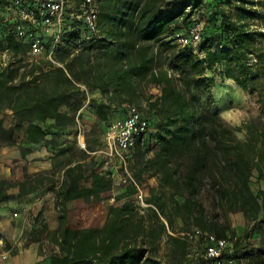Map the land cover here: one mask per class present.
Listing matches in <instances>:
<instances>
[{
    "label": "trees",
    "instance_id": "1",
    "mask_svg": "<svg viewBox=\"0 0 264 264\" xmlns=\"http://www.w3.org/2000/svg\"><path fill=\"white\" fill-rule=\"evenodd\" d=\"M211 1L199 42L203 55L190 46L178 48L175 36L179 30L187 33L192 10L184 11L188 6L199 11L202 0L175 8H168V0H99L100 36L89 47L75 52L79 33L69 30L54 62L40 58L0 67V112L8 109L16 120L10 130L0 121V134L9 144L22 131L29 144L56 155L68 152L75 142L69 135L79 133L86 100L102 119L112 107L137 105L156 130L148 133L153 142H137L128 156L137 184L146 176L157 180L148 188L143 211L127 198L137 191L129 183L114 196L122 201L109 205L96 222L102 201L112 196L113 175L102 169V155L90 146L80 150L81 158L63 163L59 177L55 170L24 169L21 180L0 179V203L45 186L54 189L57 224L53 229L43 225L38 237L40 248L47 247L48 264H162L157 257L162 240L165 264H196L188 255L194 245L187 235L192 228L233 239L231 255L245 264H264V189L254 192L250 184L255 172L264 179V32L253 26L263 21L264 11L253 0ZM6 2L0 0V6ZM221 2L234 4V12ZM26 49L0 24V56L6 52L13 58ZM216 67L242 90L257 93L260 117L232 126L218 110L203 106L210 89L204 75ZM150 85L159 89L153 98L147 92ZM95 90L104 101L95 104L89 98ZM20 151L26 157L31 148L22 145ZM88 177L89 185L82 184ZM71 201L78 202L77 226L69 225ZM236 212L249 225L240 236L228 221ZM250 234L259 237L257 248L243 244Z\"/></svg>",
    "mask_w": 264,
    "mask_h": 264
},
{
    "label": "rangeland",
    "instance_id": "2",
    "mask_svg": "<svg viewBox=\"0 0 264 264\" xmlns=\"http://www.w3.org/2000/svg\"><path fill=\"white\" fill-rule=\"evenodd\" d=\"M77 2L78 0H71ZM187 0H168L169 5L168 8H175L180 3ZM255 4L258 6L259 10L264 11V1L261 5H259L258 0H253ZM221 6L226 9L227 12H234L235 5H228L226 2H221ZM1 12V8H0ZM186 9L184 13H187ZM212 12V1L211 0H202L201 9L192 11V19H199L203 22V26H206L209 23L208 17ZM191 13V12H190ZM254 27L261 29L264 32V19L261 23L254 22ZM177 32L184 33L183 30H179ZM177 47L179 48V44L177 43ZM190 48L195 52L203 55V52L200 48V43H192L190 44ZM43 58V56L38 57L37 59ZM26 52L18 53L13 58L8 53L2 54L0 56V67L3 66V60L6 62L13 61L14 66H20L29 62H34ZM160 60H162V56H160ZM23 68L21 67L20 70ZM204 77L209 80V92L204 94L202 98L203 106L205 108H210L212 110H218L221 116L229 122L232 126L240 125L248 120L256 119L261 115V107L258 100L257 93H253L250 90H242L237 84L229 78H224L220 73V69L216 67L213 71H206ZM148 94L153 98L157 94H159V89L157 86L150 85L148 88ZM92 93V92H91ZM91 93H89V98L92 99L95 104L99 101H104L103 97H92ZM100 99V100H99ZM130 104H124L117 107H112V109L108 112L106 119L99 118L97 113L94 111L93 107L90 105L88 100H86L84 104V109L82 113V117L80 119V128L81 134H73V132L69 135V140L75 139V142L71 143V149L68 152L56 155L54 152L48 153H39L37 156L32 157V154H27L26 157L21 155L20 148L24 142V135L22 131H17L14 133V143L9 144L5 137L0 134V179H10V180H21L23 178V170L26 169L30 173L40 172V171H50L55 170V176L59 177L61 175V167L63 163L68 160H76L82 157L81 149L84 147L90 146L92 149H96L98 152L104 145L103 143V128L107 123L113 120H117L122 118L126 113V108ZM137 107V105H135ZM143 108L146 109V105L143 103ZM154 119V116H151ZM0 121L2 122L3 127L6 130L13 129L16 124V120L13 117L12 113L8 109H4L0 112ZM46 123L44 126H47ZM154 126L155 121H154ZM25 125V124H24ZM154 128L150 129V132H155ZM237 136L239 138H243L242 132H237ZM145 139L149 142H153L151 140V136L146 135ZM55 154V155H54ZM99 155H101L98 152ZM104 159L103 170L108 171L112 170L113 175V188H112V196L106 200H103L101 203L102 213L96 217V222L100 223L104 215L107 211V208L111 204L120 203L122 200H114V196L120 194L125 191L128 186V182H123L124 178V169L121 167L119 162H115L111 164L110 161ZM86 163L90 162L89 158L86 159ZM129 171V170H128ZM130 172V171H129ZM87 174H89V170L87 169ZM131 174V173H130ZM82 184L89 185V177ZM157 184V180L155 177H145L141 183H138L139 189L142 190L144 196L148 193V188L151 186H155ZM251 187L254 192H257L259 188L264 189V179H260L257 177V173L255 172L253 177L251 178ZM49 187V186H48ZM54 189H49L50 194L46 195L45 200H41L39 198L35 200H20V197H13L9 200L3 201L0 203V230H2L3 223L6 224L7 227H19L18 222L23 221V230L29 232L28 235L34 234V237H39V226H37L34 230L35 233L30 232V228L33 222H37L39 216H43L42 210L47 208L51 210V216H55L56 209L54 208L53 200L50 198L51 194H53ZM14 195H17V189L11 188L9 190ZM132 200V202L136 205V196L135 193L127 197ZM37 201L39 203H37ZM42 201V203H40ZM69 204V225L77 226L79 225V221L75 219L76 207L78 202L71 201ZM208 210H211L209 204L206 202ZM264 206V199L262 201ZM138 207V205H136ZM42 207V209H40ZM264 209V208H263ZM24 211L25 213L22 216L19 214L20 211ZM16 213V215H14ZM6 214V215H3ZM264 216V211H263ZM21 218V219H20ZM44 218V216H43ZM228 221L232 228H234L236 235L240 236L245 230L249 229V225L243 215L239 212L230 213L228 215ZM180 222L176 221V226H179ZM5 228V227H4ZM193 229V228H192ZM252 233V232H250ZM36 234V235H35ZM21 239L24 244H28L31 241V238L26 236L25 232L20 235V237H16L15 240L18 241ZM5 237L0 234V248H4L5 246ZM228 250L232 253L234 251L233 248V239L228 238ZM198 242V241H197ZM197 242H193L194 245L189 249V256H193L196 258V264H210V262L204 257L203 247L200 245H196ZM243 244L247 245V248L254 249L257 248L260 244V239L258 236L250 234L249 237L245 239ZM44 253L47 251V247L44 245ZM164 249L165 243L164 240L160 241L158 246V258H160L162 264L164 262ZM40 252V250H39ZM42 259H40L36 264H43ZM240 262L245 264V260L241 259Z\"/></svg>",
    "mask_w": 264,
    "mask_h": 264
},
{
    "label": "built area",
    "instance_id": "3",
    "mask_svg": "<svg viewBox=\"0 0 264 264\" xmlns=\"http://www.w3.org/2000/svg\"><path fill=\"white\" fill-rule=\"evenodd\" d=\"M98 6L99 0H7L6 4L0 6V24L9 27L13 36L26 45V53L32 59L43 56L54 62L53 57L67 31L76 30L79 33L77 45L74 46L75 52L89 47L100 36L97 25ZM187 10L194 12L196 8L188 6ZM202 29L203 22L192 19L187 33H175L177 43L180 47L199 43ZM3 61L6 65L7 62ZM149 132L148 117L135 105H128L122 118L110 121L106 126L103 131L104 145L98 150L108 161L115 160L120 163L124 169L123 182L135 184L136 205L141 211L148 204L144 201L142 190L128 171V156L136 143L142 142ZM187 235L193 242L202 241L204 257L210 264H242L228 250L227 238L197 228Z\"/></svg>",
    "mask_w": 264,
    "mask_h": 264
},
{
    "label": "crops",
    "instance_id": "4",
    "mask_svg": "<svg viewBox=\"0 0 264 264\" xmlns=\"http://www.w3.org/2000/svg\"><path fill=\"white\" fill-rule=\"evenodd\" d=\"M1 14V12H0ZM92 97H101V93L97 90L93 91L91 93ZM92 100V99H91ZM100 100V99H99ZM24 146H27L31 148V152L29 154H32V157L37 156L39 153H48V150L45 146H34L32 144H29L28 142H23ZM49 187H42L39 190H37L34 193H31L30 195L26 196H20V200H35L37 198L41 197V200L46 199V195L49 192ZM46 193V195H45ZM17 197V196H16ZM50 198L53 200L54 203V190L53 194H51ZM42 201L40 203H42ZM37 203H39L37 201ZM69 207V204H68ZM55 208V207H54ZM42 209V207H40ZM1 210V208H0ZM25 213L23 210L19 212V214L22 216V214ZM43 216H39L37 222H33L31 226V233H35V228L39 226V231L42 229L43 225H47L49 229H53L56 227L57 224V212L55 213V216H51V210L50 209H43L42 210ZM6 215V214H3ZM21 219V218H20ZM19 227H7L5 223L2 225V230H0V234H2L5 237V246L4 248H0V264H36L40 263L38 262L40 259H42L43 264H48L49 259L47 252L44 253V244H41L40 248V241L38 240L37 236L34 237V234L28 235L29 232L26 230H23V227L20 225H23V221L18 222ZM5 227V228H4ZM25 232V237L28 236L31 238L30 243L24 244L21 239L18 241L15 240V238L20 237L21 234ZM36 235V234H35ZM40 250V252H39Z\"/></svg>",
    "mask_w": 264,
    "mask_h": 264
}]
</instances>
